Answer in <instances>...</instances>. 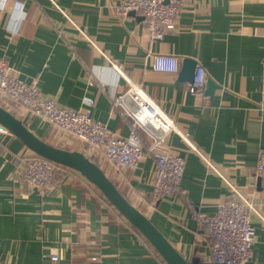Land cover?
I'll list each match as a JSON object with an SVG mask.
<instances>
[{
    "label": "crops",
    "instance_id": "1",
    "mask_svg": "<svg viewBox=\"0 0 264 264\" xmlns=\"http://www.w3.org/2000/svg\"><path fill=\"white\" fill-rule=\"evenodd\" d=\"M121 0H8L0 7V58L19 76L64 106L91 113L120 135L131 117L113 100L130 81L144 85L173 116L164 146L186 158L181 190L156 198L155 159L145 152L134 168L120 169L76 135L34 115L9 98L2 105L48 142L80 150L194 264L211 261V240L198 212L214 213L233 197L247 196L256 239L249 264H264V0H185L177 29L152 39L143 15L119 16ZM155 54L176 55L206 70L208 92H195L179 72L158 71ZM146 144L152 138L142 129ZM186 135L197 147L192 149ZM21 139L0 130V260L6 264H168L152 243L78 170L60 165L53 184L31 191L23 176L33 155ZM203 155L214 167H210ZM261 215V216H260ZM94 257H97L94 259Z\"/></svg>",
    "mask_w": 264,
    "mask_h": 264
},
{
    "label": "built area",
    "instance_id": "2",
    "mask_svg": "<svg viewBox=\"0 0 264 264\" xmlns=\"http://www.w3.org/2000/svg\"><path fill=\"white\" fill-rule=\"evenodd\" d=\"M7 1L0 0V7L4 8ZM184 1L121 0L117 13L119 16L132 12L143 15L145 28L151 38L161 39L177 29ZM169 62L175 64V71L157 67L158 63ZM153 67L158 71L179 72L180 61L176 55L155 54ZM205 86H196L194 81L191 83L195 92H202ZM6 98L20 103L43 120L73 133L94 148L102 149L109 160L122 170L136 167L145 152H149L156 162L153 172L154 196L162 198L182 191L186 158L164 146L172 131H180L178 123L151 97L142 83L130 81L129 88L113 100L114 106L121 105L122 113L131 117V133L128 136L118 134L107 123L92 116L93 99L88 102V107L81 109L61 105L54 97L43 94L36 81L28 82L21 78L5 58H0V101ZM141 129L152 138L150 144H146ZM184 138L192 149L197 150L190 138L186 135ZM203 157L210 167H214L208 157ZM60 165L37 153L31 155L23 170L31 191L43 192L49 188ZM256 169L264 178V150L259 153ZM231 186L233 197L219 203L214 213L197 214L212 243L211 261L205 264H249L254 257L253 244L257 229L252 216L260 213L238 187ZM50 259L57 264L60 255L52 254ZM0 264L6 263L0 260Z\"/></svg>",
    "mask_w": 264,
    "mask_h": 264
},
{
    "label": "water",
    "instance_id": "3",
    "mask_svg": "<svg viewBox=\"0 0 264 264\" xmlns=\"http://www.w3.org/2000/svg\"><path fill=\"white\" fill-rule=\"evenodd\" d=\"M134 13V12H132ZM197 61L185 58V65L180 71L184 80L194 81ZM215 84L208 82V92L212 93ZM0 130H6L32 149L37 154L61 165L78 170L93 183L104 196L126 217L158 250L168 264H194L154 224L148 215L133 204L118 188L106 171L86 153L54 145L37 135L14 112L0 103Z\"/></svg>",
    "mask_w": 264,
    "mask_h": 264
},
{
    "label": "clouds",
    "instance_id": "4",
    "mask_svg": "<svg viewBox=\"0 0 264 264\" xmlns=\"http://www.w3.org/2000/svg\"><path fill=\"white\" fill-rule=\"evenodd\" d=\"M157 67H165V68H167L170 71H175L176 70L175 64L171 63V62L166 63V64L158 63ZM207 82H208V77L206 76L205 70L202 67L197 66L196 74H195V77H194V84L196 86H201V85H206Z\"/></svg>",
    "mask_w": 264,
    "mask_h": 264
},
{
    "label": "rangeland",
    "instance_id": "5",
    "mask_svg": "<svg viewBox=\"0 0 264 264\" xmlns=\"http://www.w3.org/2000/svg\"><path fill=\"white\" fill-rule=\"evenodd\" d=\"M196 264H201V263H199V262L196 261Z\"/></svg>",
    "mask_w": 264,
    "mask_h": 264
},
{
    "label": "trees",
    "instance_id": "6",
    "mask_svg": "<svg viewBox=\"0 0 264 264\" xmlns=\"http://www.w3.org/2000/svg\"><path fill=\"white\" fill-rule=\"evenodd\" d=\"M59 169V168H58ZM58 171V170H57ZM57 171H56V173H57ZM56 175V174H55Z\"/></svg>",
    "mask_w": 264,
    "mask_h": 264
}]
</instances>
